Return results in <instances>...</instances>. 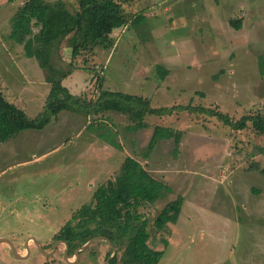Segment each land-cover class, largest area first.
<instances>
[{"label":"rangeland","instance_id":"1","mask_svg":"<svg viewBox=\"0 0 264 264\" xmlns=\"http://www.w3.org/2000/svg\"><path fill=\"white\" fill-rule=\"evenodd\" d=\"M21 1L0 0V85L27 117L40 112L55 80L87 100L100 90L119 91L147 98L153 108L202 106L232 120L264 110V77L257 69L264 53V0H125L124 12L144 18L114 31L110 47L70 58L63 43L44 64L2 39L8 32L2 19ZM64 2L75 9L76 0ZM235 18L241 19L237 30L228 25ZM156 66L167 71L164 77ZM144 121L147 128L128 129L132 122L123 114L67 107L41 130L0 141V238L26 256L18 259L0 241V264H107L109 246L100 238L77 257L66 251V259L62 243L53 250L49 243L124 156L170 190L142 210L149 245L162 249L157 264H264V133L249 126L231 131L213 117L187 111ZM154 125L178 130L180 140L177 146L161 140L144 158ZM177 195L182 202L175 223L155 229V211Z\"/></svg>","mask_w":264,"mask_h":264},{"label":"trees","instance_id":"2","mask_svg":"<svg viewBox=\"0 0 264 264\" xmlns=\"http://www.w3.org/2000/svg\"><path fill=\"white\" fill-rule=\"evenodd\" d=\"M125 0H76L74 10H69L63 0H24L9 19V29L2 35L4 42L21 46L24 57L33 58L38 64L46 63L65 43L70 58L83 52H92L95 46L107 49L112 45L110 35L121 28L138 24L144 15L124 12L121 3ZM241 19H229L228 25L237 30ZM160 78L167 71L156 66ZM257 69L264 77V53L257 56ZM92 72L90 68H84ZM67 72V71H65ZM100 77L96 80L99 81ZM73 107L86 114L114 111L123 114L132 122L128 129H145L146 116H169L174 111H187L213 117L231 131L249 126L259 135L264 133V110L241 115L232 120L227 114L213 108L178 105L153 108L149 100L119 91L100 90L94 99L73 96L59 80L49 84L42 109L34 117H27L22 109L9 102L0 85V141H5L22 130H41L56 114ZM180 132L169 127L154 125L148 141L141 152L146 158L161 140L172 139L175 146ZM264 174V169H259ZM170 192L169 187L154 179L130 156H124L112 177L96 184L88 202L72 210L52 234V244L62 240L67 245V257L88 239L99 236L109 246L105 258L107 264H157L162 249L149 245L147 226L149 220L142 210ZM182 198L177 195L165 202L152 217L151 225L161 230L166 224L176 221ZM166 245V241H161ZM92 244L85 248L89 250ZM84 250V249H83Z\"/></svg>","mask_w":264,"mask_h":264},{"label":"water","instance_id":"3","mask_svg":"<svg viewBox=\"0 0 264 264\" xmlns=\"http://www.w3.org/2000/svg\"><path fill=\"white\" fill-rule=\"evenodd\" d=\"M30 238H32V237H30ZM97 238H100V237H99V236H94V237L88 239V240H87L86 242H84L82 245H80V246H78L77 248H75V249H74V253H75L76 257L78 256V254L80 253L81 250L85 249V248H86V247H87V246H88L93 240H95V239H97ZM31 240H32V242H33V243L39 248V250H41V251L43 252V254H49V253L43 251L42 247H41V246H40V245L34 240V238H32ZM0 241H3V242L8 243V244L11 246V250L13 251V254H14L15 257H17L18 259H23L24 257H26V256L18 255V254L15 252L14 247L12 246V244L10 243L9 240L4 239V238H0ZM58 242L62 243V244L64 245V247H65V251H64V255H63V257L66 259L67 245H66V243H65L64 241H62V240H56V241H54L53 244H52V250L55 248V246H56V244H57ZM25 249H26V251H28L26 244H25ZM114 254H115V250H114V248L111 246V254L107 257L106 261H107L108 259H110Z\"/></svg>","mask_w":264,"mask_h":264},{"label":"crops","instance_id":"4","mask_svg":"<svg viewBox=\"0 0 264 264\" xmlns=\"http://www.w3.org/2000/svg\"><path fill=\"white\" fill-rule=\"evenodd\" d=\"M10 1V0H9ZM24 0H22L21 2H19V5L18 6H20L21 4H22V2H23ZM64 1V0H63ZM65 3V2H64ZM12 4V3H11ZM18 8V7H17ZM15 6H12L11 5V7H10V9H9V12L7 13V16H5V17H3V21H4V23L6 22L7 23V26H8V29H9V19H10V17L12 16V14L16 11V9H17ZM1 20V21H2ZM53 57H51V59H52Z\"/></svg>","mask_w":264,"mask_h":264}]
</instances>
